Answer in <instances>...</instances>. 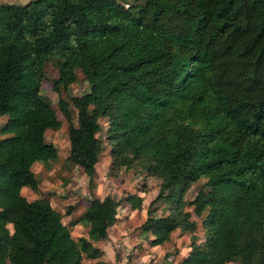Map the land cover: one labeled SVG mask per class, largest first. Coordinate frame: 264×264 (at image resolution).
Listing matches in <instances>:
<instances>
[{
	"label": "trees",
	"instance_id": "trees-1",
	"mask_svg": "<svg viewBox=\"0 0 264 264\" xmlns=\"http://www.w3.org/2000/svg\"><path fill=\"white\" fill-rule=\"evenodd\" d=\"M59 95L78 68L86 90L58 96L68 160L94 186L107 125L109 170L133 165L159 179L139 229L158 245L175 228L192 230L178 264H264V0H28L0 3V264H83L102 253L70 228L37 187L33 162L54 159L46 129L60 120L40 92L43 64ZM75 109L73 123L69 105ZM205 180L187 201L182 192ZM163 202L167 213L156 214ZM119 200L90 195L84 217L107 237ZM124 203L138 209L141 197ZM69 212V208L66 210ZM10 226V228L8 227Z\"/></svg>",
	"mask_w": 264,
	"mask_h": 264
},
{
	"label": "rangeland",
	"instance_id": "rangeland-1",
	"mask_svg": "<svg viewBox=\"0 0 264 264\" xmlns=\"http://www.w3.org/2000/svg\"><path fill=\"white\" fill-rule=\"evenodd\" d=\"M26 1L28 0H0V3L21 4ZM120 1H125L128 5L144 2V0ZM55 60V57H49L43 64L44 78L40 92L49 100L60 120L58 128L46 129L44 132V139L54 146L56 157L32 163L31 170L37 179V187L31 189L26 186L21 189V194L28 200L40 197L48 199L51 206L61 214V221L69 226L71 236L73 238L84 236L93 245L99 246L102 253L98 259L106 261L108 264H178L189 250L190 234H193L199 243L203 240L200 220L205 215L206 209H203L199 215H195L192 212V207L184 204L183 210L189 211V219L195 222V227L185 231L175 228L169 233L167 240L158 245H150L148 243L151 238L150 234L142 232L138 225L145 217L148 201L157 193L159 179L141 173L136 165L129 168L120 166L109 170V145L104 136L107 120L104 117H98V122L102 127L98 133L102 147L94 163V186L89 188L87 176L79 166L68 160L66 122L57 107L59 95L69 100L70 97L81 94L86 90V81L80 70L75 68L74 81L65 89L60 87L59 95L52 91L50 79L56 76ZM69 109L72 121L76 123L75 109L71 104ZM4 120L5 115H0V126ZM204 180V177H199L191 182L183 190L182 199L187 201L192 198ZM104 193H109L120 203L116 207L114 222L107 228V237L100 240L96 230L85 219L84 211L90 195L101 198ZM128 193H135L141 197L138 209H131L124 203V197ZM154 205L156 214L167 213L168 206L163 202L157 201ZM68 208L69 212L66 211ZM96 260L83 257L82 263L95 264Z\"/></svg>",
	"mask_w": 264,
	"mask_h": 264
},
{
	"label": "built area",
	"instance_id": "built-area-1",
	"mask_svg": "<svg viewBox=\"0 0 264 264\" xmlns=\"http://www.w3.org/2000/svg\"><path fill=\"white\" fill-rule=\"evenodd\" d=\"M118 1H120V0H118ZM122 4H123V6H128V4L125 2V1H120Z\"/></svg>",
	"mask_w": 264,
	"mask_h": 264
},
{
	"label": "crops",
	"instance_id": "crops-1",
	"mask_svg": "<svg viewBox=\"0 0 264 264\" xmlns=\"http://www.w3.org/2000/svg\"><path fill=\"white\" fill-rule=\"evenodd\" d=\"M24 187H26V186H22L21 188H20V192H21V189H23ZM9 227V226H8ZM227 263H230V262H227ZM226 264V263H225Z\"/></svg>",
	"mask_w": 264,
	"mask_h": 264
}]
</instances>
